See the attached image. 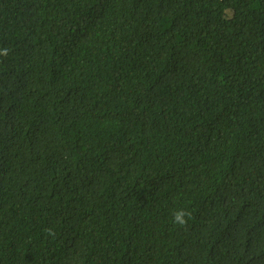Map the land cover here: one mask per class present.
<instances>
[{
	"label": "trees",
	"instance_id": "1",
	"mask_svg": "<svg viewBox=\"0 0 264 264\" xmlns=\"http://www.w3.org/2000/svg\"><path fill=\"white\" fill-rule=\"evenodd\" d=\"M0 264H264V0H0Z\"/></svg>",
	"mask_w": 264,
	"mask_h": 264
},
{
	"label": "clouds",
	"instance_id": "2",
	"mask_svg": "<svg viewBox=\"0 0 264 264\" xmlns=\"http://www.w3.org/2000/svg\"><path fill=\"white\" fill-rule=\"evenodd\" d=\"M7 52H8L7 49H3L2 54L7 55ZM190 216H191V212L185 209H180L173 214V223L179 226H185L187 225L188 218H190Z\"/></svg>",
	"mask_w": 264,
	"mask_h": 264
}]
</instances>
